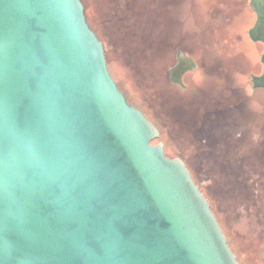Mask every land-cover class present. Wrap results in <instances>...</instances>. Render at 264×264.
<instances>
[{"label":"water","instance_id":"1","mask_svg":"<svg viewBox=\"0 0 264 264\" xmlns=\"http://www.w3.org/2000/svg\"><path fill=\"white\" fill-rule=\"evenodd\" d=\"M251 3L258 41L264 0ZM195 69L178 53L169 79ZM158 136L81 0H0V264H239Z\"/></svg>","mask_w":264,"mask_h":264},{"label":"rangeland","instance_id":"2","mask_svg":"<svg viewBox=\"0 0 264 264\" xmlns=\"http://www.w3.org/2000/svg\"><path fill=\"white\" fill-rule=\"evenodd\" d=\"M82 3L112 75L155 124L156 143L185 160L241 263L264 264V89L250 82L262 46L247 34L252 11L239 0ZM177 49L197 66L185 88L169 79ZM246 132L260 148L241 147Z\"/></svg>","mask_w":264,"mask_h":264},{"label":"flooded vegetation","instance_id":"3","mask_svg":"<svg viewBox=\"0 0 264 264\" xmlns=\"http://www.w3.org/2000/svg\"><path fill=\"white\" fill-rule=\"evenodd\" d=\"M239 1H242L244 4H245V6L247 7V8H249V10H251L252 11V13L254 14V17H255V20H256V17H257V14H256V12H255V9H254V7H253V5H252V3H251V0H239ZM260 5L261 6H263L262 5V3H260ZM262 8V13H261V17H260V19H261V26H260V29H259V37H260V40H258V41H253V42H258V43H260L261 44V46H262V50L261 51H259V67H258V70L257 71H253V73H250V82H251V87H252V89H256V88H263L264 89V85H259V86H253V83H252V75H256V76H259V75H262L263 73H264V6L263 7H261ZM255 20H254V22H255ZM254 24V23H253ZM253 26V25H252ZM251 26V27H252ZM250 27V28H251ZM248 34V33H247ZM249 37V36H248ZM250 39V38H249ZM251 40V39H250ZM252 41V40H251ZM178 53H181L183 56H185V57H190L193 61H194V57L193 56H188L186 53H184V52H182V51H180L179 49H177V51H176V55H175V58H176V60H175V63L173 64V66H175L176 65V63H177V55H178ZM195 62V61H194ZM196 64V63H195ZM172 66V67H173ZM171 67V68H172ZM197 67V66H196ZM193 71V70H192ZM189 71H186V72H184L183 73V75H182V82H183V80H184V76L188 73ZM174 84V83H173ZM183 84H184V82H183ZM178 85V84H177ZM182 87V86H181ZM186 86L184 85V87H182V88H185ZM248 122V121H247ZM249 123V122H248ZM248 132V131H247ZM242 133V136H243V138H242V143H241V147H244V148H260L259 146H260V144H261V142H257V141H250V139L248 138V135H246V134H248V133ZM247 138V139H246ZM165 151V150H164ZM179 158H181V157H179ZM182 159V158H181ZM184 162H185V160L184 159H182ZM256 161H258V160H256ZM257 163V162H256ZM185 164H186V162H185ZM187 165V164H186ZM226 236V235H225ZM226 238H227V236H226ZM227 242H228V244L230 245V243H229V241H228V238H227ZM230 248L232 249V251L234 252V254H235V256H236V258H237V260H238V262H239V264H242L241 263V261L239 260V258H238V256L236 255V253H235V251H234V249L232 248V246L230 245Z\"/></svg>","mask_w":264,"mask_h":264},{"label":"trees","instance_id":"4","mask_svg":"<svg viewBox=\"0 0 264 264\" xmlns=\"http://www.w3.org/2000/svg\"><path fill=\"white\" fill-rule=\"evenodd\" d=\"M82 1V0H81ZM96 33V32H95ZM97 34V33H96ZM98 36V35H97ZM99 37V36H98ZM100 39V38H99ZM105 57H106V53H105ZM106 60H107V58H106ZM107 66H108V62H107ZM108 69H109V66H108ZM109 71H110V69H109ZM110 73H111V71H110ZM111 75H112V73H111ZM112 77H113V79L116 81V83H117V85H118V87H119V89L122 91V93L125 95V97L127 98V100L132 104V105H134L135 107H137L138 109H140L143 113H144V115L146 116V118L148 119V120H150L149 119V117L146 115V113L144 112V110L139 106V105H137V104H135V103H133V102H131L130 100H129V97H128V95L120 88V86H119V84H118V82H117V80L114 78V76L112 75ZM151 121V120H150ZM152 122V121H151ZM153 123V122H152ZM154 124V123H153ZM155 125V124H154ZM153 143H156V140H154L153 141ZM166 154V153H165ZM187 167H188V169H189V166L188 165H186ZM189 171H190V173H191V175H192V178L194 179V181H195V183L198 185V182L195 180V177H194V175H193V173L191 172V170L189 169ZM199 186V185H198ZM199 189H200V191L202 192V194L205 196V198L207 199V201L209 202V204H210V208H211V210H212V212L214 213V215H215V217L217 218V220H218V223H219V225H220V227H221V229H222V231H223V233L225 234V231H224V228H223V226H222V223H221V221H220V219H219V217H218V214H217V212H216V210L214 209V206H213V203H212V201H211V199L208 197V195H206V193L202 190V188L199 186ZM226 235V234H225ZM230 246V245H229Z\"/></svg>","mask_w":264,"mask_h":264}]
</instances>
